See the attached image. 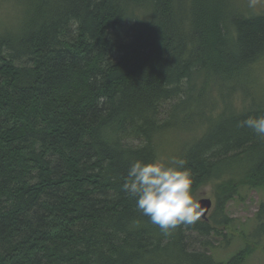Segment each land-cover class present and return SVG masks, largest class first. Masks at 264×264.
I'll return each instance as SVG.
<instances>
[{"label": "trees", "instance_id": "trees-1", "mask_svg": "<svg viewBox=\"0 0 264 264\" xmlns=\"http://www.w3.org/2000/svg\"><path fill=\"white\" fill-rule=\"evenodd\" d=\"M8 1L0 264H241L247 248L216 262L189 234L207 248L230 224L236 191L264 189V138L238 127L264 116L253 75L264 13L245 14L237 0ZM235 92L246 103L234 106ZM176 133L187 140L165 159L186 161L192 194L218 187L207 221L165 235L122 185L133 162L157 161ZM254 223L264 238V202Z\"/></svg>", "mask_w": 264, "mask_h": 264}, {"label": "rangeland", "instance_id": "rangeland-1", "mask_svg": "<svg viewBox=\"0 0 264 264\" xmlns=\"http://www.w3.org/2000/svg\"><path fill=\"white\" fill-rule=\"evenodd\" d=\"M237 5L248 15L264 13V0H255L254 6H250V0H237ZM13 9L14 7L10 1L0 0V26L14 20L16 15L13 16L15 11ZM253 75L256 77L258 89L264 94V60L254 67ZM202 100L205 101L206 98L202 97ZM246 101L237 92L232 96L234 106L246 103ZM186 140L181 133L172 134L161 147L162 153L158 154L157 161L162 163L169 161L165 157H170L180 150ZM228 178L229 176H225L217 182ZM214 183L216 182L208 183L193 193L197 201L201 199H209L211 201L212 207L207 213V217H210L212 213L217 192L218 185L216 186ZM261 202H264V189L240 187L236 191V195L225 206L224 214L231 219L230 224L226 227L219 226L218 229L221 234L213 233L206 238L209 243L207 248H203L200 244L204 241L203 238L198 237L197 234L190 233V245L194 249H204L216 262H227L238 252L247 248L249 252H244V259L241 264H264V238L253 234L255 226L254 215Z\"/></svg>", "mask_w": 264, "mask_h": 264}, {"label": "clouds", "instance_id": "clouds-1", "mask_svg": "<svg viewBox=\"0 0 264 264\" xmlns=\"http://www.w3.org/2000/svg\"><path fill=\"white\" fill-rule=\"evenodd\" d=\"M254 4L255 0H250V6ZM238 127L249 128L264 138V116L249 117L240 121ZM185 164V160L175 157L167 164L135 161L122 185V190L135 199L137 211L165 235L180 225L195 223L203 214L192 194L191 172Z\"/></svg>", "mask_w": 264, "mask_h": 264}, {"label": "water", "instance_id": "water-1", "mask_svg": "<svg viewBox=\"0 0 264 264\" xmlns=\"http://www.w3.org/2000/svg\"><path fill=\"white\" fill-rule=\"evenodd\" d=\"M198 202L200 203L203 210V214L201 215L200 219L207 221V213L211 210L212 203L209 199H201Z\"/></svg>", "mask_w": 264, "mask_h": 264}]
</instances>
